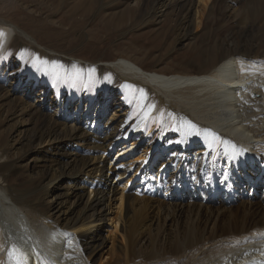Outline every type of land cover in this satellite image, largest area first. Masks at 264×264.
I'll list each match as a JSON object with an SVG mask.
<instances>
[{
    "label": "bare ground",
    "instance_id": "bare-ground-1",
    "mask_svg": "<svg viewBox=\"0 0 264 264\" xmlns=\"http://www.w3.org/2000/svg\"><path fill=\"white\" fill-rule=\"evenodd\" d=\"M252 1L228 3L235 8ZM178 6L189 14L193 0H181ZM0 34V62L12 45L20 50L25 41L38 46L32 35L3 17ZM238 34L227 36L225 44L232 45L227 55L202 72H147L123 58L97 67L80 66L86 74L102 73L106 67L119 83V97H114L118 100L101 93L91 106L81 102L84 97L76 103L69 96L47 103L48 85L32 102L34 83L25 90L22 78L11 79L6 67L0 87L10 88L8 107H21L22 116L32 124L41 118L60 129L49 125L34 132L27 146L36 142L39 148L16 158L28 164L33 156L42 158L45 148L54 150L53 165L47 170L53 201L50 214L30 202L32 191L16 187L20 180L30 182L31 174L9 184L14 163L0 148V264L17 260L19 264H114L116 258L124 264H264V200L247 194L246 179L237 181L236 173L256 167L252 185L264 182V50L253 58L247 55L246 48L256 45L243 44L246 33ZM47 58L51 60L49 64L44 60V66L54 69L52 61L58 59ZM42 64L39 59L38 65ZM133 93L147 107L145 120L128 121ZM92 110L100 117H90ZM106 111L118 118L104 121ZM48 113L51 120L44 117ZM170 121L173 130L168 134L165 127ZM147 141L150 155L133 171L137 159L128 155ZM115 149L123 152L113 162ZM220 156L225 158V170L230 164L233 174L219 172ZM129 171L133 174L123 183ZM183 186L185 194L178 195L175 191ZM222 192L230 193L234 203L239 199L240 205L233 209L226 199L214 198ZM207 194L214 199L204 198ZM119 221L122 246L118 251L113 243L106 249L108 240L102 233L116 231ZM169 225L172 233L164 230Z\"/></svg>",
    "mask_w": 264,
    "mask_h": 264
},
{
    "label": "rangeland",
    "instance_id": "rangeland-1",
    "mask_svg": "<svg viewBox=\"0 0 264 264\" xmlns=\"http://www.w3.org/2000/svg\"><path fill=\"white\" fill-rule=\"evenodd\" d=\"M179 1L181 0H164V2L162 0H0V17L10 20L32 35L38 43V46L29 45L28 41H25L21 50L13 45L10 46L0 62V78L2 71L10 67L11 79L22 78L25 90L34 83L30 89V91L34 90L32 102L36 100L38 90L48 85L47 103L49 101L54 103L56 99L63 101L66 96H69L70 102L76 103L84 97L81 102L91 106L101 93L110 94L111 99L118 100L114 97H119V83L114 81V77L106 67L102 69V73H98L99 70L96 71L97 73L86 74L80 66L91 67L95 64L97 67V64L107 65L123 58L134 62L147 72L164 75L202 72L210 69L227 55V48L232 46L225 44L227 36L232 33L240 34V32L246 33V36L241 39L243 44L248 45V41H253L256 45V48H246L247 51L244 52L247 55H252L253 58L264 50V0L241 3L235 8L229 6V0H193L189 14L187 9L182 11L179 9ZM254 13H256L255 17L252 16ZM259 29L263 31V36ZM36 48L40 49L42 55L36 54ZM47 57L61 61H52L56 65L54 69L46 68L44 63L49 64L51 60ZM249 58L251 57L247 59ZM39 59L43 66L38 65ZM9 91L8 84L0 87V148L7 152L8 160L14 163L8 174V181L10 185H16L14 182L17 178L24 179L23 177L31 174L33 179L30 182L20 180L16 187L20 190L32 191L30 202L38 210L50 214L53 201L49 192L51 175L47 173V170L53 165L54 150L45 148L42 158L33 156L28 164L18 162L16 158L25 152L39 148L36 142L27 146V140L34 135V132H41L49 125L55 130L60 128L52 122L46 124L41 118L36 124L27 121L26 116L21 114V107H18L20 110L8 107ZM86 97L89 100H86ZM153 98L154 95H152ZM128 104L131 106L129 122L145 120L147 107L141 106L142 103L138 101L135 93L131 95ZM91 112L90 117L97 115L96 113L94 115L93 110ZM44 117L51 120V113H48V117ZM98 117L100 115H97ZM154 117L151 115L152 121ZM110 118L116 120L118 116L113 111H106L103 120ZM165 130L168 134L172 132L171 121ZM149 146L147 141L139 146V150L134 148L128 155V159H137L133 171L150 155ZM122 152L119 149L114 150L113 162L119 159ZM140 155L142 156L139 158ZM220 157L217 163L219 172L233 174L230 164L225 170V158ZM193 161L195 163V160H190V162ZM110 162L107 163V167ZM255 169L256 167L246 166L243 171L238 170L237 181L245 178L246 182L243 185L246 187V193L251 196L256 195L257 200H264V182H259V186L255 181L256 183L252 185L254 175L258 174ZM133 171L126 173L123 183L131 177ZM180 187L175 192L178 195L185 194V186L183 189ZM234 189H236L235 186ZM87 191L91 192V190ZM230 195V193L222 192L214 198L220 202L226 199L225 201L230 202L228 205L231 204L230 206L234 209L240 205L239 199L234 203ZM204 198L214 199L212 194H207ZM161 199L165 198L161 195ZM119 222L116 231L104 230L102 233L108 240L106 249L113 243L118 251L122 246L121 221ZM185 228L186 226L180 228L183 230L182 234ZM164 230L172 233L173 225L165 227ZM114 264H124V261L116 258Z\"/></svg>",
    "mask_w": 264,
    "mask_h": 264
},
{
    "label": "snow or ice",
    "instance_id": "snow-or-ice-1",
    "mask_svg": "<svg viewBox=\"0 0 264 264\" xmlns=\"http://www.w3.org/2000/svg\"><path fill=\"white\" fill-rule=\"evenodd\" d=\"M0 35H2V34H0ZM10 255H11V253H10ZM16 264H19V261L18 260H17Z\"/></svg>",
    "mask_w": 264,
    "mask_h": 264
}]
</instances>
